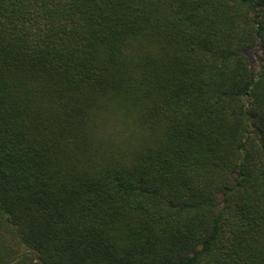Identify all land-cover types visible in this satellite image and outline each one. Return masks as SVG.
Listing matches in <instances>:
<instances>
[{
  "label": "trees",
  "instance_id": "trees-1",
  "mask_svg": "<svg viewBox=\"0 0 264 264\" xmlns=\"http://www.w3.org/2000/svg\"><path fill=\"white\" fill-rule=\"evenodd\" d=\"M0 264H264V0H0Z\"/></svg>",
  "mask_w": 264,
  "mask_h": 264
}]
</instances>
